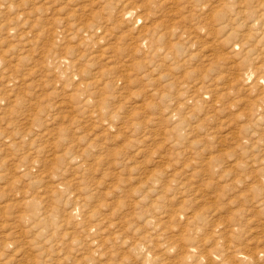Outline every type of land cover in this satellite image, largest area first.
I'll return each instance as SVG.
<instances>
[{
    "label": "rangeland",
    "instance_id": "obj_1",
    "mask_svg": "<svg viewBox=\"0 0 264 264\" xmlns=\"http://www.w3.org/2000/svg\"><path fill=\"white\" fill-rule=\"evenodd\" d=\"M262 232L264 0H0V264H264Z\"/></svg>",
    "mask_w": 264,
    "mask_h": 264
},
{
    "label": "bare ground",
    "instance_id": "obj_2",
    "mask_svg": "<svg viewBox=\"0 0 264 264\" xmlns=\"http://www.w3.org/2000/svg\"><path fill=\"white\" fill-rule=\"evenodd\" d=\"M205 4H207V3H205ZM204 6V5H203ZM178 7V6H177ZM201 7V6H200ZM205 7V6H204ZM210 8H212L211 7V5H210ZM215 7H213V9H214ZM212 10V9H211ZM203 11V10H202ZM212 12V11H211ZM218 12V11H217ZM208 13V12H207ZM215 13V12H214ZM211 16V15H210ZM215 17V16H214ZM213 17V18H214ZM210 18V17H209ZM262 233H264V232H262ZM205 260L207 261V262H209L210 264H216V261H215V259L213 258V257H205Z\"/></svg>",
    "mask_w": 264,
    "mask_h": 264
}]
</instances>
